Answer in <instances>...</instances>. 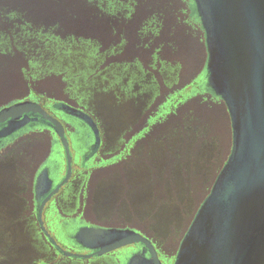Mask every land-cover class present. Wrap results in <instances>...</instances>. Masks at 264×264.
I'll return each mask as SVG.
<instances>
[{
	"label": "flooded vegetation",
	"instance_id": "obj_1",
	"mask_svg": "<svg viewBox=\"0 0 264 264\" xmlns=\"http://www.w3.org/2000/svg\"><path fill=\"white\" fill-rule=\"evenodd\" d=\"M90 3L0 1L10 23L0 45L22 61L19 78L1 83L11 96L0 111L29 110L0 122V264L149 259L141 243L94 255L84 231L109 230L141 235L173 264L231 154V118L206 85L192 1L100 0L101 48L63 47L67 33L50 27L68 31L72 8L89 13ZM39 111L62 126L69 162Z\"/></svg>",
	"mask_w": 264,
	"mask_h": 264
},
{
	"label": "water",
	"instance_id": "obj_2",
	"mask_svg": "<svg viewBox=\"0 0 264 264\" xmlns=\"http://www.w3.org/2000/svg\"><path fill=\"white\" fill-rule=\"evenodd\" d=\"M191 1L204 32L206 85L227 107L233 147L173 264H264V0ZM28 111L26 105L3 109L0 122ZM39 113L60 137L69 162L62 126ZM84 235L88 246L97 248L94 255L141 243L149 259L134 256L127 264H160L150 243L137 233Z\"/></svg>",
	"mask_w": 264,
	"mask_h": 264
},
{
	"label": "trees",
	"instance_id": "obj_3",
	"mask_svg": "<svg viewBox=\"0 0 264 264\" xmlns=\"http://www.w3.org/2000/svg\"><path fill=\"white\" fill-rule=\"evenodd\" d=\"M0 1H3V0H0ZM72 1H77V0H72ZM78 1L83 2V0H78ZM89 1L91 2L89 6L86 8L84 7L85 10L88 9L90 11L89 13H83V12L81 13L77 11H72L73 24H69L68 31L67 29L66 30L63 29L61 27L62 25L59 22L50 27L51 28L50 30L56 31L55 27H57V31H59L60 29L61 31H64V33H67V34H64L65 37L62 40L63 42H65L63 43V47H68L69 43L67 42L71 40L72 45H70V47L72 46V48H81V47L83 48L85 44H89V42L92 44V47H94L95 49L98 50L99 48H101L102 44H100L95 34L98 28V24H99V23H96L95 21H97V18L99 17L100 6H99L98 1L100 0H89ZM74 8H81V7H74ZM6 10L7 9L5 7L0 6V27L2 28L3 26V29H1L0 32L8 31L6 28L10 24L8 23L9 20L7 21V19H5V17L8 16L5 13ZM69 17L72 18L71 14H69ZM63 25L66 26V24L64 23ZM69 33H71L70 36H67ZM2 41L3 40H0V44H2ZM62 41L59 40V42H62ZM4 49H5L4 46L0 45V67H1L0 68V84L5 79H9L13 77L19 78L20 73L13 66H16L22 63L20 59V55H14L11 52H6ZM5 65H10L11 69L4 70L3 68H5Z\"/></svg>",
	"mask_w": 264,
	"mask_h": 264
},
{
	"label": "rangeland",
	"instance_id": "obj_4",
	"mask_svg": "<svg viewBox=\"0 0 264 264\" xmlns=\"http://www.w3.org/2000/svg\"><path fill=\"white\" fill-rule=\"evenodd\" d=\"M46 0H37V2L39 3V2H45ZM69 1H72V0H69ZM49 9V8H48ZM68 9V8H67ZM72 11H77V12H81V8H72ZM73 14V13H72ZM71 14V16H72V18H73V15ZM73 23V22H72ZM193 68H195V65L193 66ZM192 68V69H193ZM191 69V71L190 72H193L194 70H192ZM185 70H186V68H185ZM187 72V70L185 71V73ZM4 73V72H3ZM191 74H189V76H190ZM187 76H188V74H187ZM188 78V77H187ZM2 84H0V86H1ZM19 93H17V95H18ZM0 99H2V101L3 100H5V99H7L9 96H11V95H8V96H4V95H2V94H0Z\"/></svg>",
	"mask_w": 264,
	"mask_h": 264
}]
</instances>
